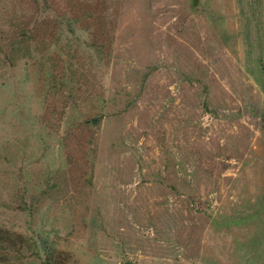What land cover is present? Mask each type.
Instances as JSON below:
<instances>
[{
	"label": "rangeland",
	"instance_id": "374dc122",
	"mask_svg": "<svg viewBox=\"0 0 264 264\" xmlns=\"http://www.w3.org/2000/svg\"><path fill=\"white\" fill-rule=\"evenodd\" d=\"M0 264H264V0H0Z\"/></svg>",
	"mask_w": 264,
	"mask_h": 264
},
{
	"label": "water",
	"instance_id": "95a60500",
	"mask_svg": "<svg viewBox=\"0 0 264 264\" xmlns=\"http://www.w3.org/2000/svg\"><path fill=\"white\" fill-rule=\"evenodd\" d=\"M196 4V0H194V5Z\"/></svg>",
	"mask_w": 264,
	"mask_h": 264
}]
</instances>
